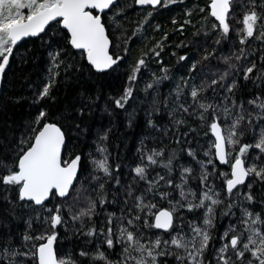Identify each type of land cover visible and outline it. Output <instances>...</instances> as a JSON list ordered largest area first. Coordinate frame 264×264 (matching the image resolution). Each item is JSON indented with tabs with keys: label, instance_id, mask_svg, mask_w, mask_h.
Segmentation results:
<instances>
[{
	"label": "snow or ice",
	"instance_id": "obj_1",
	"mask_svg": "<svg viewBox=\"0 0 264 264\" xmlns=\"http://www.w3.org/2000/svg\"><path fill=\"white\" fill-rule=\"evenodd\" d=\"M177 2L180 0H0V116H3L0 119L3 126L0 130V264H78L71 253L58 254L57 250L60 235L57 228H67L62 208L71 198L70 192L79 195L76 185L83 186L85 175L81 154L66 151L65 123L70 121V127L78 129L80 134L88 131L81 125L100 96L99 88L92 90L85 84L92 82L93 78L100 80L118 73L121 61L125 60L124 54L130 51L128 42L142 32L156 6L167 7ZM133 5L140 6L143 16L129 33L125 21L128 10H136ZM208 7L209 15L218 22L211 25L216 30V44L232 31L230 13L241 12L239 23L242 26L236 31L242 47L223 56L227 67L220 75L202 81L200 87L192 85L183 101L182 90L177 86L176 101L167 112L173 117L172 124L177 133L181 126L188 125L186 116L195 115L199 117L200 125L206 128L204 135L212 134L209 147L204 150L208 158L197 161L202 187L193 189L188 184L193 169L181 164L177 165L180 173L178 182L174 183L171 173L176 153L169 152L164 157L163 147L148 148L141 139L137 148L140 161L132 171L134 180L144 182V191L133 197L134 190L128 185L125 200L133 198L135 211L129 208L125 214L122 210L119 217L114 212L108 213L106 223L99 230L94 225L87 228V235L95 236L99 232L103 236L94 250H79V256L90 258L89 264H168L166 258L169 256H175L177 264H264V191L258 201L261 211L256 212L250 206L257 202L252 183L264 182V159H261L264 157V89L256 91L247 100L243 96L239 100L236 98L237 92L247 89L248 81L257 87L264 84V0H237L235 9L234 0H209ZM191 12L192 9L187 10L189 16ZM187 22L191 23L190 20ZM159 27L157 24L156 28ZM201 27L207 35L208 29L204 25ZM116 31L120 34L113 39ZM25 37L37 38L44 49L47 58L44 82L30 98L8 97L7 75L13 71L12 64L19 67L29 59L27 50L21 52L18 47V42ZM166 38L167 33H164L162 39ZM250 38L260 42L258 56L257 48L245 46ZM162 48V43L157 41L148 51H141L134 64L129 66L126 84L120 94L109 96L114 108L107 103L104 105V111L110 113L123 109L128 127L134 125L136 113L125 105L130 99L138 98L134 96V90L141 68L147 66L149 53L159 57ZM214 53L215 48H206L201 60H207ZM179 59L189 58L184 55ZM199 62L190 60V69L195 70ZM163 72L164 75L159 77L153 74L154 79L145 85V90L165 79L167 69L164 68ZM58 79L79 89L75 99L59 113L60 120H57L58 113L40 104L45 100L56 101L52 90ZM28 87L33 85L29 83ZM209 88L214 95L220 89L222 100L216 102L202 95ZM187 95H190V101ZM22 99H28L30 107H38L29 119L17 125L7 114L6 101L16 105ZM162 102L167 104L168 99ZM160 103L159 98L154 97L151 110L147 111L146 123L154 127L151 116L161 110ZM176 112L182 115L177 117ZM245 124L247 128L242 127ZM189 131L194 129L189 126ZM246 131L251 142L242 143L241 137ZM110 133V126L97 130L99 159L88 154L95 170L90 174L91 181L95 182L92 185L95 199L89 196L86 206L68 213L72 220H80L81 224L84 217L91 218L96 214L98 204L107 202L111 190L105 187L106 183L121 184L108 159L110 153L105 141ZM182 135L186 137L188 132ZM174 136L180 143L181 136ZM187 152L196 158L193 148L188 147ZM217 160L228 170L217 173ZM154 165L163 166L165 174L154 172L150 175L148 170ZM209 165L212 171H209ZM119 168L120 165L116 164L115 169ZM217 175L222 178L219 188L213 183ZM250 176L252 180L246 184ZM166 186L172 187L166 190ZM177 190L180 199L172 195ZM221 191L225 193V199L220 198ZM118 192L119 189L112 193L113 202ZM146 195L148 199H145ZM158 198L166 200L168 207H158ZM220 204L224 205L221 215L235 217V220H230L219 234L217 246L212 229L215 227V208ZM198 208L204 209L202 224L190 220L185 230L183 213L179 210ZM177 221L179 226L174 227ZM147 229L153 231L146 234ZM164 235L168 238L163 239ZM210 243L212 255L206 260ZM101 244H106L108 249L118 244L120 259H110Z\"/></svg>",
	"mask_w": 264,
	"mask_h": 264
},
{
	"label": "trees",
	"instance_id": "obj_2",
	"mask_svg": "<svg viewBox=\"0 0 264 264\" xmlns=\"http://www.w3.org/2000/svg\"><path fill=\"white\" fill-rule=\"evenodd\" d=\"M237 0H234V9L236 7ZM209 0H180V2L169 4L167 7L159 6L153 11L152 16L148 19V22L144 24L142 32L133 36L131 41L128 42L130 51L126 54L125 60L121 61V69L118 73L111 76L102 77L100 80L93 78V81L85 84L86 88L95 90L99 88L100 99L92 105L91 113L88 115L85 123L81 125V128L86 127L87 132L80 134L79 130L70 127V121L65 123L67 145L66 151L69 154L80 153L82 156V165L85 169V175L82 178V184L76 185L79 188V195L70 192V199L65 201V206L62 208L65 214V220L67 222V228H57L60 233L57 239L58 254L71 253L74 259L78 260V264H89V257L79 256V250L84 248L85 250L92 251L95 246L103 240V236L97 232L95 236L87 235V228L95 226L97 230L106 223V216L108 213H116L119 217L123 210L125 214L128 213V209L133 207V198L130 197L125 200V191L128 185L133 188V197L140 192L144 191L145 184L143 181L134 180L135 173L132 168L140 161L137 148L141 139L144 140V144L148 148H161L165 149L164 157H167L169 152L176 153V159L173 160V172L171 173L174 183L178 182L180 168L178 164L184 166H190L193 169L191 178L188 184L197 189L202 187L198 179L200 165L197 161L207 159L205 151L209 147V139L212 134L209 132L204 135L206 131L205 126L200 125L199 117L192 115L186 116L188 125L181 126L179 133L176 131V127L172 124L173 117L167 114L168 110L174 106L176 101V87L180 86L181 100L188 94L192 85L198 87L201 86L202 81H209L220 75L221 71L226 68V64L222 59L223 56L231 55L237 49L241 48L238 33L236 29L242 25L239 23L240 11H236L233 15H229V23L231 24L232 31L226 39H221L219 44L214 42L216 36V30L212 29L211 25L215 21L214 17L209 15ZM133 9L128 10V19L125 21V28L130 33L135 27L137 21L143 16V11L133 5ZM192 9L191 15L187 14V10ZM203 9V11H201ZM191 21L188 23L187 21ZM159 24L160 27L156 28ZM183 25V28H181ZM204 25L207 29V35H205ZM164 33H167V38L162 39ZM119 31L115 32L113 39L119 36ZM157 41H160L163 45L160 50V56L155 57L149 53V57L146 59V67L141 68V72L138 75L137 89L134 90V96L138 98L135 100H129L125 108L129 111L135 110L136 119L132 127L126 125V113L123 109H115L114 112L104 111V105L107 103L110 107L114 108V102L109 98L118 96L126 84V75L129 66L134 64L141 51H148L156 45ZM259 41H254L250 38L249 44L245 45L249 48H257L256 55H259ZM21 52L27 50L29 59L26 64L17 67L16 64H12L13 71L7 75V91L8 97L21 96L30 98L32 97L36 88L44 82L45 66L47 64V58L44 53V49L41 47L37 38L28 39L18 45ZM211 50L215 48V53L209 56L207 60H201L202 53L205 49ZM16 49H14V55ZM186 55L189 59L180 60V56ZM79 59V57H76ZM190 60L200 61L197 63L195 70L190 69ZM126 61V63H125ZM83 62V61H81ZM11 63V62H10ZM167 69V77L162 79L158 85L153 84L152 88L145 90V85L150 83L154 76H163V69ZM7 71V70H6ZM87 75V73L85 74ZM185 80L187 85H185ZM31 83L33 87L29 88ZM157 89L158 91H154ZM264 89V84H260L259 87L253 85L251 81H248V87L242 92L236 93V98L239 100L241 96L247 100L256 91ZM53 94L57 97L56 101L49 102L47 100L41 101L40 104L46 105L51 112L58 113L57 120H60L59 113L63 112L67 105L72 102L78 88L69 87L58 79V83L53 88ZM221 90L218 89L214 95L211 88H209L202 95L207 96L210 100L219 102L222 97L219 95ZM154 97H158L161 103L159 104L160 111L153 112L151 118L155 122V127L146 123L148 116L147 111L151 110V101ZM167 98L168 103L164 104L162 101ZM187 99L190 101V95H187ZM8 104V116L11 120L15 121L17 125L24 120L30 118L35 113L38 106L29 105L28 99H22L19 104H12L10 101H6ZM131 106V107H129ZM248 107V105H245ZM182 113L176 112L175 116L179 117ZM186 115V114H183ZM3 119V116H0ZM230 119L228 122L230 123ZM223 120V118H222ZM111 121V124H110ZM76 123H79L77 121ZM199 125V127H198ZM111 127V133L105 144L108 148L110 156L108 157L110 164L113 166L114 175L118 176L121 184L117 185L114 181H108L105 185L107 189L111 191L108 194L107 202L104 205H97L96 214L91 218L84 217L83 224L80 220H72L68 215L69 211L75 212L80 208L86 206L88 197L93 199L96 197V193L92 191V185L94 181H91L90 174H94L91 158L89 153L97 159L100 158L97 153V130L105 127ZM189 126L194 131H189ZM224 127H227L225 124ZM243 128H247V125H243ZM3 126L0 125V130ZM188 132L185 137L182 134ZM174 134L180 135V143L176 142ZM241 142H251L250 134L246 131L245 135L241 137ZM191 147L196 152V158L188 155L187 148ZM258 151V150H257ZM249 155L251 156V150ZM261 159H264L262 157ZM119 164L120 168L115 169V165ZM216 172L227 171V166L221 167L217 162ZM209 171H212V166L209 165ZM150 175L154 172H159L161 175L165 174V170L161 165H154L148 170ZM252 177L248 178L251 181ZM213 183L217 188L222 183V178L217 175ZM246 183V184H247ZM163 184V182H161ZM172 186H166V190H170ZM115 202H113L112 193L117 192ZM247 189H245L246 191ZM264 191V182L257 181L252 183V192L257 196V202L250 205L254 211L260 212L262 206L258 202L261 192ZM199 195V192L197 193ZM172 195L176 199H180L178 190L172 192ZM149 197L146 195L145 199ZM220 198L225 199V193L221 191ZM71 206L69 208L68 206ZM158 207H168L167 201L158 198ZM224 208L223 204L217 205L215 208V227L212 229L213 239L219 246V234L228 225L229 221L235 220V217L228 215H221ZM103 209V210H102ZM184 217L185 230L187 229L188 221L195 220L196 223L202 224L203 208L193 209L189 211L187 209H180ZM237 215L239 214L238 210ZM264 215V213H262ZM179 221L174 224V227L179 226ZM20 227H23L21 222ZM116 228V219H113V229ZM152 229H147L146 234L151 233ZM139 234V233H138ZM167 239V235L162 237ZM103 250L109 255L110 259H120L119 252L120 246L117 244L114 248L108 249L106 244L100 245ZM212 246L210 243L208 252L205 253V258L211 259ZM168 264H177L175 256H169L166 258ZM100 264V262H96Z\"/></svg>",
	"mask_w": 264,
	"mask_h": 264
},
{
	"label": "water",
	"instance_id": "obj_3",
	"mask_svg": "<svg viewBox=\"0 0 264 264\" xmlns=\"http://www.w3.org/2000/svg\"><path fill=\"white\" fill-rule=\"evenodd\" d=\"M148 7H150V6H148ZM159 6H156V8H158ZM137 8H140V6H137ZM155 8V9H156ZM54 23V22H53ZM35 37H25V38H23L20 42H18V45L19 44H21L23 41H25V40H28V39H34ZM221 167H224L225 165H223V164H220L219 163V161L217 160L216 161ZM248 181V180H247ZM247 181H246V183H247Z\"/></svg>",
	"mask_w": 264,
	"mask_h": 264
}]
</instances>
